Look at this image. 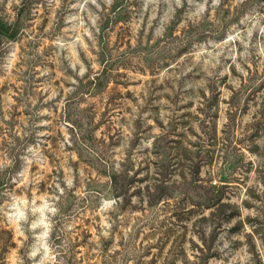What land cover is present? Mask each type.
<instances>
[{
  "label": "rangeland",
  "instance_id": "obj_1",
  "mask_svg": "<svg viewBox=\"0 0 264 264\" xmlns=\"http://www.w3.org/2000/svg\"><path fill=\"white\" fill-rule=\"evenodd\" d=\"M118 1L115 27V0H32L0 64V120L36 132L0 203L18 244L4 264H68L54 233L84 219L92 264L112 235L114 264H264V0ZM80 136L106 142L121 211L94 196L108 177ZM65 188L91 191L88 209Z\"/></svg>",
  "mask_w": 264,
  "mask_h": 264
},
{
  "label": "trees",
  "instance_id": "obj_2",
  "mask_svg": "<svg viewBox=\"0 0 264 264\" xmlns=\"http://www.w3.org/2000/svg\"><path fill=\"white\" fill-rule=\"evenodd\" d=\"M33 2L32 0H23L20 8L16 11L15 16H9L4 12L0 14V64L5 57L6 52L9 49V44L11 42L16 41L20 35L24 32V23L25 20L29 17L28 12L32 10ZM128 7L123 2L115 0L112 13H113V23L115 27L118 23L122 22V17L124 13H128ZM125 13V14H126ZM102 73L100 74H92L87 76L85 79L79 80L76 85V90L78 93L80 92L82 98L93 96L95 90L100 89L102 85ZM1 114V113H0ZM2 115V114H1ZM36 132L31 130L28 136H25L22 139V136L15 131L13 121L0 120V203H2L10 191L14 188V186L18 182L17 174L20 168V164L22 160L20 159L21 155V146L24 144L31 143L32 140L35 139ZM84 138V137H83ZM81 136L79 137L82 141V144L86 147V150L96 154V160L100 167L105 168L106 176L108 180L104 183L102 190H94L96 195H94L98 200L102 201L103 198L114 196L117 199L115 200L117 211H121L120 198L124 197L127 193V184H119L117 179L119 177L118 173H120L119 169H116V172H113L111 169L113 166L108 164V160L104 157V151L97 149L99 145L103 146L106 142L95 140H88L86 138L83 139ZM88 141V142H87ZM47 142V141H46ZM43 144V149L48 146V142ZM43 150V151H44ZM4 162H1V161ZM91 191H87L84 196L81 197V202H76L80 197L76 194L74 190L68 191L65 188V195L69 198H73V202L71 203V207H81L82 211L88 209L85 201L91 197ZM82 203V206H80ZM103 207V204L101 205ZM115 212V210H111L110 215V223L112 225V229L115 228L116 225L120 223L118 216L119 213ZM79 214L81 212H78ZM78 216V215H76ZM85 224H78L75 226L74 234H70L65 232L62 234L54 233V238L57 240L61 246L62 242L67 239L66 245L63 249L65 252V256L67 257L68 264H92L90 261L92 258L90 257L88 249V241L87 237L91 236L89 233V220L84 219ZM70 237V238H68ZM103 241L102 248L99 250L100 262L107 264V260L111 261L110 264L113 263L114 255L108 253V249L110 245L113 243V235L110 240ZM18 247L15 234L12 229H10L6 224H0V264H4L6 262L7 255L15 248ZM81 247H85L84 250ZM117 253V252H116ZM23 254V253H21Z\"/></svg>",
  "mask_w": 264,
  "mask_h": 264
}]
</instances>
